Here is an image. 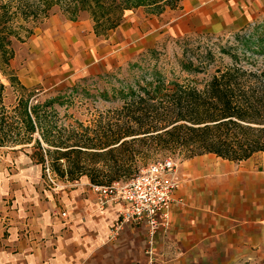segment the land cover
Returning <instances> with one entry per match:
<instances>
[{
    "label": "trees",
    "instance_id": "obj_1",
    "mask_svg": "<svg viewBox=\"0 0 264 264\" xmlns=\"http://www.w3.org/2000/svg\"><path fill=\"white\" fill-rule=\"evenodd\" d=\"M181 0H0V70L18 92L13 104L5 101L0 78V145L32 143V155L45 164L56 153L54 171L69 180L84 175L91 182L110 183L137 171L136 141L181 146L185 158L214 152L244 160L264 150V34L244 36L226 55L205 54L180 61L183 69L202 78L178 76L167 80L161 71L122 93L132 113L102 128L63 133L52 118L60 95L41 99L10 65L13 37L24 39L59 6L71 19L87 11L97 35L108 36L125 12L139 6L160 13ZM226 56V57H225ZM137 64V63H134ZM152 91V92H151ZM144 92V93H143ZM45 142L46 145L43 143ZM60 159L67 160L63 166ZM104 162L105 166L96 163Z\"/></svg>",
    "mask_w": 264,
    "mask_h": 264
},
{
    "label": "crops",
    "instance_id": "obj_2",
    "mask_svg": "<svg viewBox=\"0 0 264 264\" xmlns=\"http://www.w3.org/2000/svg\"><path fill=\"white\" fill-rule=\"evenodd\" d=\"M204 3L178 28L219 30L236 17L229 5ZM199 19L210 24L196 26ZM82 42L103 49L93 36ZM231 161L214 152L184 158L170 224L154 235L128 223L112 237L121 204L101 207L86 176L41 191L13 181L11 198L0 199V264H264V170Z\"/></svg>",
    "mask_w": 264,
    "mask_h": 264
},
{
    "label": "rangeland",
    "instance_id": "obj_3",
    "mask_svg": "<svg viewBox=\"0 0 264 264\" xmlns=\"http://www.w3.org/2000/svg\"><path fill=\"white\" fill-rule=\"evenodd\" d=\"M204 1L181 0L179 6L167 7L160 13L150 12L144 6L128 9L120 26L110 31L108 36L94 33L93 20L87 11L81 12L77 19H71L57 5L35 25L31 35L24 39L13 37L14 56L10 65L41 99L60 95L54 103L55 114L52 117L57 129L64 134L71 130L93 131L132 113L123 106L122 93H127L132 85L139 88L138 82H143L145 77L151 78L153 70L161 71L168 81L178 76L202 78L205 72L191 73L181 67L180 61L209 53L219 59L244 36L264 34V0H215L221 6L229 5L236 15L229 22L223 19V28L195 31L178 28L181 18L192 15ZM194 23L203 27L210 21L199 19ZM66 31L79 33L68 40ZM88 36H93L95 43L99 41L103 49L95 51L96 47L91 44H83V39H88ZM117 50L121 54L113 55ZM102 55L111 61L103 63L106 60H100ZM0 78L6 84V103L13 104L18 92L1 70ZM32 143L0 145V199L11 198L13 181H28L33 189L41 191L54 186L69 189L72 182L81 179L59 177L53 169L54 152L46 153L45 164L37 161L32 155ZM132 147L136 155H144L145 158L137 161V171L119 180L127 181L158 158L172 156L178 165L185 158L181 146L166 148L150 141H136ZM60 161L64 167L68 165L66 159ZM231 162L250 163L255 169L264 170V150L247 160ZM96 165L105 166V163Z\"/></svg>",
    "mask_w": 264,
    "mask_h": 264
},
{
    "label": "built area",
    "instance_id": "obj_4",
    "mask_svg": "<svg viewBox=\"0 0 264 264\" xmlns=\"http://www.w3.org/2000/svg\"><path fill=\"white\" fill-rule=\"evenodd\" d=\"M177 165L175 158L166 156L148 163L127 181L90 183L101 207L111 201L121 204L111 228L112 237L128 223H145L150 235L161 226H169L171 206L180 186Z\"/></svg>",
    "mask_w": 264,
    "mask_h": 264
}]
</instances>
